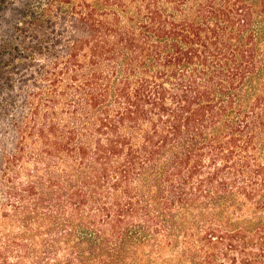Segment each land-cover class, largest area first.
<instances>
[{
	"label": "trees",
	"instance_id": "trees-1",
	"mask_svg": "<svg viewBox=\"0 0 264 264\" xmlns=\"http://www.w3.org/2000/svg\"><path fill=\"white\" fill-rule=\"evenodd\" d=\"M0 264H264V0H0Z\"/></svg>",
	"mask_w": 264,
	"mask_h": 264
}]
</instances>
